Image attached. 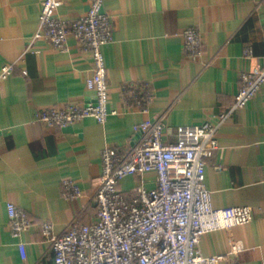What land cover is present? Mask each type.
Here are the masks:
<instances>
[{
    "label": "crops",
    "instance_id": "crops-1",
    "mask_svg": "<svg viewBox=\"0 0 264 264\" xmlns=\"http://www.w3.org/2000/svg\"><path fill=\"white\" fill-rule=\"evenodd\" d=\"M42 1L0 0V70L11 64L0 78V264H54L42 223L49 220L59 233L73 219L87 223L95 218L104 147L133 145L141 135L133 124L160 115L172 129L170 141L179 125L219 122L233 102L241 73L263 63L264 0H106L114 38L102 51L109 107L118 114L104 123L85 117L51 126L38 118L42 108L93 100L86 87L92 59L72 35L65 51L33 38ZM61 1L57 14L66 21L79 18L89 5L87 0ZM185 27H195L203 42L195 60L183 49ZM127 82H146L152 89L147 110L124 106L120 89ZM216 138L204 175L212 206L248 205L253 218L205 233L199 249L219 254L239 240L242 264H264V83L220 124ZM65 178L80 184L79 197L62 195ZM142 179L147 187L155 186V174L147 172L125 177L121 187L130 190ZM8 202L32 218L19 237L10 231Z\"/></svg>",
    "mask_w": 264,
    "mask_h": 264
},
{
    "label": "built area",
    "instance_id": "built-area-1",
    "mask_svg": "<svg viewBox=\"0 0 264 264\" xmlns=\"http://www.w3.org/2000/svg\"><path fill=\"white\" fill-rule=\"evenodd\" d=\"M88 9L79 18L66 21L57 14L61 0H43L34 39L49 41L56 49L67 50L69 35L76 38L80 50L91 54L92 72L86 87L93 100L66 101L42 108L38 118L51 126L64 127L85 117L104 123L118 111L109 107L110 94L102 46L113 41V21L105 10L106 0H87ZM183 49L190 59L203 53V42L195 27L182 31ZM245 55L251 51L245 48ZM11 71V64L1 67L0 78ZM233 102L220 114L219 122L174 128V140L167 136L172 129L163 115L152 121L133 124L140 131L131 146H106L101 151V172L94 196L98 210L87 223L73 219L57 233L49 220L42 223V234L54 253V264H242L239 254L243 244L232 240L230 250L203 254L201 237L217 229L249 222L253 210L248 205L214 208L211 191L204 183L206 158L218 146L216 132L230 113L243 108L264 83L263 63L241 73ZM124 106L147 110L153 91L146 82L121 85ZM153 172L155 186L147 187L144 179L130 190L121 187L131 175ZM62 195L79 197L80 184L71 178L62 181ZM11 234L19 237L32 224V218L12 202L7 203ZM23 252V243H18Z\"/></svg>",
    "mask_w": 264,
    "mask_h": 264
}]
</instances>
